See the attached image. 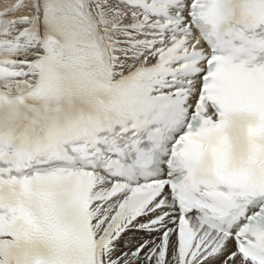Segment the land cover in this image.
Here are the masks:
<instances>
[{
    "label": "snow or ice",
    "instance_id": "snow-or-ice-1",
    "mask_svg": "<svg viewBox=\"0 0 264 264\" xmlns=\"http://www.w3.org/2000/svg\"><path fill=\"white\" fill-rule=\"evenodd\" d=\"M0 264H264V0L0 3Z\"/></svg>",
    "mask_w": 264,
    "mask_h": 264
}]
</instances>
